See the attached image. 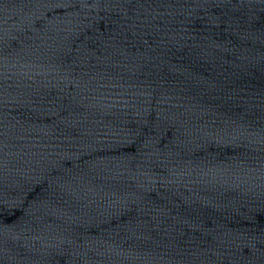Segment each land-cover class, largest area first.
I'll return each mask as SVG.
<instances>
[{
	"label": "water",
	"instance_id": "95a60500",
	"mask_svg": "<svg viewBox=\"0 0 264 264\" xmlns=\"http://www.w3.org/2000/svg\"><path fill=\"white\" fill-rule=\"evenodd\" d=\"M0 183L264 198V0H0Z\"/></svg>",
	"mask_w": 264,
	"mask_h": 264
}]
</instances>
